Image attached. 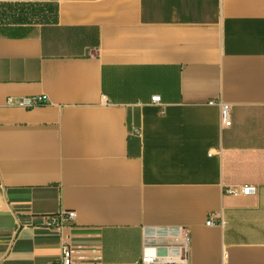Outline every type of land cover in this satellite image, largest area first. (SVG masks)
Instances as JSON below:
<instances>
[{
    "label": "crops",
    "instance_id": "crops-1",
    "mask_svg": "<svg viewBox=\"0 0 264 264\" xmlns=\"http://www.w3.org/2000/svg\"><path fill=\"white\" fill-rule=\"evenodd\" d=\"M47 1L0 23V264H141L172 227L185 264H264V0Z\"/></svg>",
    "mask_w": 264,
    "mask_h": 264
},
{
    "label": "built area",
    "instance_id": "built-area-1",
    "mask_svg": "<svg viewBox=\"0 0 264 264\" xmlns=\"http://www.w3.org/2000/svg\"><path fill=\"white\" fill-rule=\"evenodd\" d=\"M44 94L37 95H25L19 97H7L6 104L19 106L23 108H31L36 105H41L45 102ZM151 101L159 103V95H152ZM219 105V117L222 126H228L231 122L230 119V106L225 102H218ZM223 192L228 194H250L254 192V187L250 185H240L237 188L226 186L223 188ZM75 212L69 209H63L57 213L44 215L42 224L49 228L60 229L63 224L69 223L73 220ZM205 224H214L212 216L209 215L205 221ZM217 224H222V219L217 221ZM172 230L179 239L178 243L169 244L166 246L151 245L147 239L143 241L142 251L140 255L141 264H167V263H180L185 264L186 259V233L181 227H172ZM70 253L67 243L61 241V258L60 264H70Z\"/></svg>",
    "mask_w": 264,
    "mask_h": 264
},
{
    "label": "trees",
    "instance_id": "trees-1",
    "mask_svg": "<svg viewBox=\"0 0 264 264\" xmlns=\"http://www.w3.org/2000/svg\"><path fill=\"white\" fill-rule=\"evenodd\" d=\"M56 16V5L47 0L0 1V23H48Z\"/></svg>",
    "mask_w": 264,
    "mask_h": 264
}]
</instances>
